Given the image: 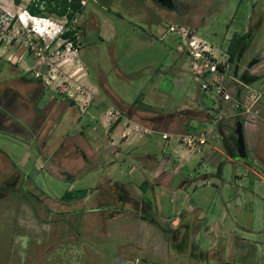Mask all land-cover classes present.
I'll use <instances>...</instances> for the list:
<instances>
[{
  "label": "rangeland",
  "instance_id": "1",
  "mask_svg": "<svg viewBox=\"0 0 264 264\" xmlns=\"http://www.w3.org/2000/svg\"><path fill=\"white\" fill-rule=\"evenodd\" d=\"M31 1L0 0V87L37 91L41 107L36 141L9 121L0 128V264H264V0H77L69 24L29 15ZM170 23L194 28L223 60L244 35L225 61L228 100L192 79ZM73 27L72 45L60 33ZM16 104L12 117L26 121ZM113 114L150 129L136 133L151 169L166 148L154 130L205 142L160 185L166 173H126L127 154L108 141ZM77 188L85 196L60 197Z\"/></svg>",
  "mask_w": 264,
  "mask_h": 264
},
{
  "label": "crops",
  "instance_id": "2",
  "mask_svg": "<svg viewBox=\"0 0 264 264\" xmlns=\"http://www.w3.org/2000/svg\"><path fill=\"white\" fill-rule=\"evenodd\" d=\"M153 2L157 3L154 0H153ZM157 4H158V6L163 8V6L161 4H159V3H157ZM167 8L172 9L173 7L172 8L167 7ZM159 12H162V11H159ZM159 12H157V14ZM151 25H153V28L155 29L153 31L154 36H156V33H155L156 31L158 32L157 34H159L161 32V26L154 19H151ZM158 39L161 40L162 37H158ZM108 108H110V109H107V111H110L113 107H112V105H108ZM114 111H116V110H114ZM112 117L113 118L111 119L110 126H108V130H109V133H108L109 134V140L108 141H109V143L112 144V145H110V148H112V150L118 149L116 151L117 153L124 151V155H125V153L127 154L128 160H127V164L125 165V171L127 174H133L134 171H140V172L147 173V174L151 172L152 174L150 173L151 175L149 176L151 178H149V179L152 181L153 178H157V176L161 175L162 173H166L165 176L163 177V179H161L159 181V183H161L160 185H162L163 183L165 184V182L169 179L170 175H172L173 173H178L179 170L181 169L180 167H178L177 162L185 161L182 159H185V157L189 156L190 152L192 153L193 150L200 147V146H197L194 148H186V147L181 148L179 145L180 143L177 144L178 142L172 134L170 135L166 131L154 130V131H157L160 133L161 139H163L161 136L163 133L168 134L169 137L166 139H163L164 144L166 145V148L165 149L162 148V150H161L159 166H157L156 169H151L147 163L143 164L142 160H143V157H145L146 158L145 160H148V163H150L155 159V157L153 155L148 154V152H147L148 147H147L146 141H141L140 143H137L138 139L141 137V131L136 133V129H139V128L143 129L144 128V131L141 129L142 132L148 134V133H150V129L147 126H143L142 124H140L137 121H134L128 117L122 116V118H120L119 116H115L114 114ZM101 119H102V117H101ZM101 121L102 122L104 121L103 123H105V118H103V120H101ZM177 135H179V134H177ZM117 147H119V148H117ZM135 147L140 149V151H139V153L134 155L133 149ZM131 151L133 152L134 156L133 155L131 156ZM136 155H138V156L136 157ZM177 157H179V158H177ZM171 159H174L175 161H173V160L171 161ZM139 160L142 161V164H143L142 166L138 165ZM180 186L183 187V184H181Z\"/></svg>",
  "mask_w": 264,
  "mask_h": 264
},
{
  "label": "built area",
  "instance_id": "3",
  "mask_svg": "<svg viewBox=\"0 0 264 264\" xmlns=\"http://www.w3.org/2000/svg\"><path fill=\"white\" fill-rule=\"evenodd\" d=\"M165 31L171 32L176 36L187 57L188 70L199 88L201 90L212 88L219 99L228 100L230 94L227 92L226 82L224 83V81H227L224 80L227 76V63H225L227 54H224L226 56L225 60L218 59L213 52V45L200 37L194 28L170 23ZM161 36L162 34H160ZM230 79H233V77H230ZM241 111L250 116L255 115L254 111L251 112L248 107ZM161 136L163 139L169 137L166 133ZM176 139H180L187 147L194 148L205 142V134L198 132L196 134L177 135Z\"/></svg>",
  "mask_w": 264,
  "mask_h": 264
},
{
  "label": "flooded vegetation",
  "instance_id": "4",
  "mask_svg": "<svg viewBox=\"0 0 264 264\" xmlns=\"http://www.w3.org/2000/svg\"><path fill=\"white\" fill-rule=\"evenodd\" d=\"M157 3H164L169 7H174V4L171 0H154ZM244 77L248 78V74L246 71L244 72ZM26 82L31 80L30 77H24ZM37 92V91H36ZM33 90L27 93H20L15 89L6 88V86L0 87V128L7 130V126L9 124L5 123V121L11 122V126H16L21 130L20 136L25 141L29 140L34 142L38 138V131L41 127V124L37 122L39 115V110L41 107L38 106V97L39 93H36ZM16 103H18L20 110V116L22 118L25 117V114L28 110L31 112L29 118L26 119H17L13 118L11 114V110H14L16 107ZM12 105H14L12 107ZM19 132V131H18Z\"/></svg>",
  "mask_w": 264,
  "mask_h": 264
},
{
  "label": "trees",
  "instance_id": "5",
  "mask_svg": "<svg viewBox=\"0 0 264 264\" xmlns=\"http://www.w3.org/2000/svg\"><path fill=\"white\" fill-rule=\"evenodd\" d=\"M18 3L19 0H13ZM80 5L77 0H32L25 6V11L33 17H45L42 10L45 12H53L57 15H62L66 18V23L69 24L73 19L75 13L79 11ZM75 27L61 31L60 36L67 39L70 44H74ZM245 45L244 35L232 36L225 48L227 54V61L233 63L241 54ZM138 99V98H137ZM139 100V99H138ZM142 190L145 189V182L140 186ZM86 194L85 188H77L74 190H65L61 194L62 199H78ZM147 202V200H146Z\"/></svg>",
  "mask_w": 264,
  "mask_h": 264
},
{
  "label": "water",
  "instance_id": "6",
  "mask_svg": "<svg viewBox=\"0 0 264 264\" xmlns=\"http://www.w3.org/2000/svg\"><path fill=\"white\" fill-rule=\"evenodd\" d=\"M245 72V71H244ZM234 73H236L234 69ZM239 78L241 81H246L247 78L244 77V73L239 75ZM235 133H236V141H237V156L239 158L244 156V143H243V138H242V131H241V123L240 121H237L235 124Z\"/></svg>",
  "mask_w": 264,
  "mask_h": 264
},
{
  "label": "bare ground",
  "instance_id": "7",
  "mask_svg": "<svg viewBox=\"0 0 264 264\" xmlns=\"http://www.w3.org/2000/svg\"><path fill=\"white\" fill-rule=\"evenodd\" d=\"M36 20H37V18H36ZM40 32V31H39ZM43 33V32H42Z\"/></svg>",
  "mask_w": 264,
  "mask_h": 264
}]
</instances>
